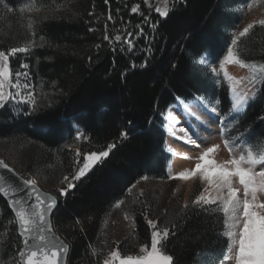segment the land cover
Instances as JSON below:
<instances>
[{
  "label": "trees",
  "instance_id": "16d2710c",
  "mask_svg": "<svg viewBox=\"0 0 264 264\" xmlns=\"http://www.w3.org/2000/svg\"><path fill=\"white\" fill-rule=\"evenodd\" d=\"M19 1L6 3L14 10ZM36 1L52 10L53 17L37 25L36 40L44 46L32 51L24 62L30 65L31 83L36 89L43 86L46 102L35 112L25 104L0 109V144L14 152L24 172L36 174L47 183L53 177L57 182L51 185L62 188L65 184L59 182L63 177L75 174L74 148L85 153L98 152L106 150L109 143H116L108 158L85 178L74 181L77 186L66 197L57 195L59 207L53 216V228L71 244L68 264H95L102 252L101 231L113 204L119 199L129 200L127 189L137 182L167 179L170 156L165 152L161 113L177 97L190 101L193 96L218 102L221 113L228 110L227 84L217 81L196 60L204 54L210 55L214 64L224 58L231 33L242 21L238 9L250 0H187L186 6H178L168 18L149 10L143 0H109L107 4L104 0ZM136 3L141 5L148 23H144L145 16L130 11ZM69 5H73V12L61 16L57 9ZM109 12L115 25L107 20ZM14 15L0 7V48L28 42L29 34ZM157 22L153 32L149 25ZM105 23L110 37L122 26L133 33L136 46L131 52L122 42L109 44L103 40ZM136 25L154 37L150 42L151 55L145 51L149 41L136 37ZM90 28L95 31H89ZM121 48L125 50L122 52ZM238 53L245 61L264 64V27L256 28L241 40ZM145 59L149 61L148 67L140 68ZM10 61L15 66L20 62V54L10 57ZM133 63L137 67L133 68ZM262 115L264 98L250 104L240 121L251 128V138H264V120L259 119ZM74 125L81 127L89 139L75 140ZM122 131L128 132L127 139H120ZM70 147L73 149L69 150ZM143 176L148 179H141ZM179 201L165 203L163 207L161 200L145 194L139 196L131 241L139 246L150 243V230L143 217V212L148 211L149 218H159L162 224L179 223L176 236L169 237L167 249L179 258L180 264H220L227 249L223 216L206 218V213L191 209L182 213ZM145 205L149 207L146 209ZM12 215L0 196V225ZM181 217L186 222H181ZM76 219H80L83 233L75 225ZM0 235L6 236V248H19L15 224L6 233L0 231ZM127 242L119 248L124 250ZM90 246L97 249L96 255H92Z\"/></svg>",
  "mask_w": 264,
  "mask_h": 264
},
{
  "label": "snow or ice",
  "instance_id": "6c2138e0",
  "mask_svg": "<svg viewBox=\"0 0 264 264\" xmlns=\"http://www.w3.org/2000/svg\"><path fill=\"white\" fill-rule=\"evenodd\" d=\"M104 2L107 4L109 0H104ZM251 2L254 3L255 0ZM143 3L148 6L149 10L158 13L160 17L168 18L170 13L175 14L178 6H186L187 0H162V4L157 3L155 6L150 0H143ZM250 6L251 3L246 5V7ZM0 7L8 13L13 12V8L6 3V0H0ZM25 10L39 12L41 8L30 0L19 9L21 13ZM130 11L145 16L139 3L134 4ZM89 15L93 13L90 12ZM107 20L115 25L111 12ZM144 23H148L146 16ZM256 24L264 27V19L249 23L242 30L233 33L226 56L222 61L216 62L218 67L214 66L207 54L197 58V63L212 75L220 77L223 73V78L231 82L228 85L229 108L223 115L218 112L216 107L218 102L214 100L205 102L207 98L193 96L189 101L187 98L177 97L176 108L179 109L180 114H186V118L191 119L186 127L180 128L182 135L178 136L177 126L181 124V120L173 114L174 110L168 108L161 113L164 117L162 126L169 134L182 141L184 145H191L198 150L194 157L196 161L194 168H187L175 175L170 174L168 177L170 180L184 181L199 177L203 182L202 190L191 201V205L187 200L183 202L181 212L185 213V210L190 209L199 210L207 214L206 218L222 215L225 227L223 234L229 241L224 259L234 260L235 264H264V200L259 199L260 196H264V138H250L251 128L244 127L240 123L247 115L250 104L257 99L264 98V93H261V89H264V64L259 65V75H257V62L245 61L235 51L241 38L248 36ZM149 26L155 32L158 22L151 23ZM28 27L31 28L32 24L30 23ZM136 27L139 29L136 37H144L149 41V47L145 51L151 55L150 42L154 37L146 35L144 28L140 25ZM89 31H95V29L90 28ZM40 39L43 41L44 37L41 36ZM103 40L108 41L109 44L113 41L122 42L129 52L136 46L133 33L126 26L116 29V34L110 37L108 24L105 23ZM36 46L35 40H31L21 46L0 48V109H5L6 105L25 104L31 106L32 112L37 110V94L35 86L31 83L30 65L24 62ZM43 46V44L39 45V47ZM96 47L99 48L100 45ZM112 50L115 51L116 48L113 47ZM124 50V48L120 49L122 52ZM18 54H20V62L14 66L10 57L16 58ZM88 59L91 60V57ZM148 64L149 61L145 59L139 67L147 68ZM226 64H239L243 68L251 67L253 74L245 83L243 79L230 76L225 67ZM132 67L135 68L137 65L133 63ZM240 84H244V87L237 90V85ZM209 104L213 106L209 107ZM13 110L18 111V109ZM202 115H207L213 124L220 125L219 135L223 137L222 143L229 154L237 149L241 154L222 162L217 161L215 155L220 150L221 144L211 143L209 139L201 135V130L208 131L207 122L201 119ZM259 119L264 120V115ZM128 135L127 131H122L120 139H127ZM81 138L89 139L84 132L77 129L75 140L80 141ZM114 148H116V143H109L106 150L86 153L84 162L76 168L75 174L71 178L68 175L63 177L62 183L65 187L58 189L59 197H66L71 189L76 188L74 181L78 182L85 177L95 165L108 158ZM168 151L170 156H176V152L171 148ZM80 156L81 153L77 151V165H80ZM183 158L192 159L187 156ZM258 165L261 166L259 170H257ZM166 167H171V161ZM0 170H2L0 171V196L7 200L13 212L12 217L0 225V231L6 233L15 224V232L20 244L14 253L8 250L0 252V264H68L72 251L71 244L56 235L53 230L52 214L58 207V196L42 191L37 186L35 178H25L3 159H0ZM141 179L147 180L148 177L143 176ZM135 187L136 184L131 185L127 192L131 194ZM141 195H143L142 192ZM124 203L123 199H119L112 207L120 208ZM148 207L145 205L146 209ZM143 217L150 230V243L141 245L137 255H122L117 243L116 248L102 260V264H180L179 258L169 254L167 249L169 237L170 235L176 236L179 223H173L170 226L166 222L162 224L159 218H149L148 211L143 212ZM124 218L125 220L131 219L132 223H135L134 217H129L127 213L124 214ZM181 222H186V220L181 217ZM75 225L80 226V232L83 233L84 229L80 219L75 220ZM0 248H6V245L0 243ZM89 250L92 255L97 254L95 247L90 246ZM5 257H11V259L5 260ZM197 264H204V262L197 261Z\"/></svg>",
  "mask_w": 264,
  "mask_h": 264
},
{
  "label": "rangeland",
  "instance_id": "374dc122",
  "mask_svg": "<svg viewBox=\"0 0 264 264\" xmlns=\"http://www.w3.org/2000/svg\"><path fill=\"white\" fill-rule=\"evenodd\" d=\"M30 0H20L16 6V9L13 10V14H15V18L18 20V23H21L23 28L25 29L26 33L29 34V39L28 41L35 40V44L37 45L32 49V51L36 50L40 42L36 40V27L39 23L46 21L48 19H51L53 17V11L50 9H46L42 6H40L36 0H31L32 3L37 4L40 6L41 10L39 12L33 10L32 12H28L25 10L23 13L19 11L21 7H23L25 4L29 3ZM151 3L155 6L157 3L162 4V0H150ZM251 3L250 7H246ZM73 5L67 6L65 9L59 8L57 9L58 13L63 16L66 14L69 15V13L73 12ZM238 12L240 13L242 17L241 24L238 26V28L231 33V36L233 35L234 32H238L242 30L247 24L253 23L255 21H258L259 19H264V0H255L254 3L251 2V0L240 7L238 9ZM57 14V13H55ZM45 17H47L45 19ZM32 24V27L29 28L28 25ZM261 27L259 24H256L255 27L250 31L248 36L255 30L256 28ZM243 37L241 40L247 38ZM139 38V37H138ZM238 42L235 51L238 53L240 42ZM231 43L228 45V48L230 47ZM227 48V50H228ZM227 54V51H226ZM208 55V54H207ZM226 56V55H225ZM208 57L211 59L210 55ZM240 57V56H239ZM223 60V59H222ZM221 60V61H222ZM197 62V60H196ZM199 64V63H198ZM259 65L257 64V75H259ZM214 66L218 67V64H214ZM228 74L232 77H235L236 79H243L246 83L247 79L251 77L253 74V69L251 67L249 68H243L239 64H226L225 65ZM237 73V74H236ZM214 76V75H213ZM217 81L221 82L222 80L225 81L227 86L229 85V81H226L223 78V73H221L220 77L214 76ZM245 78V79H244ZM244 87V84L237 85V90H240ZM35 92L37 94V101H38V107H41L45 104L46 102V93L43 90V86H39L37 89L35 87ZM191 101V100H190ZM205 102H208L206 100ZM177 100L174 104L169 106L168 108H172L174 110L173 114L177 115V117L181 120V124L177 126V135H182L180 132L181 127H186L188 123V118H186V114H180L179 109L176 108ZM212 104H209V107H212ZM218 112L221 113L219 109V105L216 104ZM167 108V109H168ZM208 119V131H203L201 130V135L211 141V143H220L221 148L215 155V158L217 161L222 162L226 159L232 158L234 155L241 154L240 150L237 149L235 152L232 154H229L228 150L224 147L222 143L223 137L219 135V130H220V125L218 124H213L212 121L208 118L207 115H204ZM160 118L162 120V125L164 123V117L160 115ZM204 118V117H203ZM187 119V122H186ZM163 130L166 134V141H165V152L170 156V153L168 151L169 148H171L173 151L176 152V156L172 157L170 156V161H171V167L166 168V173H167V179L165 180H155L153 182H147V181H141L136 184V187L132 189L131 194L128 193L130 199L125 200V203L121 205L120 208H113L112 212L109 214L107 217L103 228H102V233H103V242L101 245V254L98 255L95 258L96 263L95 264H102V260L104 258H107L108 254L110 251L114 250L117 246V243L119 246L124 243L125 241H128L127 244L125 245V249L121 250L122 255H137L139 254V249L141 245L139 246L138 244H134L131 241V238L134 236V230H135V223H132V220H125L124 214L127 213L129 217H134V208L137 203V198L141 196V192L143 195H149L156 200H161V203L163 202V207L166 203L169 205L172 204H178V200L181 199L180 205L181 208L183 206V202L187 200L189 204L191 205V201L195 198L196 195L199 194V192L203 188V182L200 180L199 177H194L190 180L184 181V180H175L172 179L170 180L168 177L169 175H175L176 173L183 171L187 168H194L195 166V159L194 157L197 155V151L193 146L191 145H184L182 141L177 140L173 136L169 134V132L166 130L165 127H163ZM74 139L77 134V129L80 131L84 132V130L77 126L74 125ZM251 138V137H250ZM80 141H83V138H81ZM7 145L6 144H0V159H3L6 163H8L12 168H14L20 175L24 176L25 178L32 177L37 180V186H39L41 189H43L46 192L58 195V189L59 187H54L51 184L57 182L55 178L51 177L48 178L50 183L44 182L38 175L33 174V173H27L24 172L21 167L17 164L15 154L14 152L7 151ZM210 146V145H209ZM203 147V145H202ZM73 148H69V150H72ZM75 152L79 151L81 153L80 156V165L76 164L75 170L77 167L81 166L82 163L84 162V155L89 152H82L79 148H74ZM192 157V159H184L183 157ZM102 163V162H100ZM98 163L97 165H99ZM95 165L94 167H96ZM93 167V168H94ZM261 166H257V170H259ZM92 171V170H91ZM89 171V173L91 172ZM75 173V171H74ZM88 173V174H89ZM60 181L59 183H61ZM259 199L264 200V196H260ZM177 201V202H176ZM162 207V206H161ZM162 207V208H163ZM55 230V229H54ZM56 231V230H55ZM225 231V227L223 228V233ZM56 233L62 237L57 231ZM224 238L227 240V245L229 243L228 238L223 234ZM63 238V237H62ZM64 239V238H63ZM65 240V239H64ZM66 241V240H65ZM106 241V243H105ZM6 242V236L5 235H0V243ZM67 242V241H66ZM12 251L13 253L16 251L14 249H9V248H0V252L4 251ZM227 250V249H226ZM11 257H5V260H10ZM220 264H235L234 260H228L226 261L225 259L220 263Z\"/></svg>",
  "mask_w": 264,
  "mask_h": 264
},
{
  "label": "water",
  "instance_id": "95a60500",
  "mask_svg": "<svg viewBox=\"0 0 264 264\" xmlns=\"http://www.w3.org/2000/svg\"><path fill=\"white\" fill-rule=\"evenodd\" d=\"M0 171H2V170H0ZM88 173H89V172H88ZM88 173H87V175H88ZM87 175H86V176H87ZM86 176H85V177H86ZM85 177H83V178H85ZM83 178H82V179H83ZM38 187H39V186H38ZM39 188H40V187H39ZM40 189H41V188H40ZM41 190L44 191L43 189H41ZM44 192H46V191H44ZM47 193H49V192H47ZM51 194H52V193H51ZM2 197H3V196H2ZM3 198H4V197H3ZM4 199H5V198H4ZM5 201L7 202L6 199H5ZM7 203H8V202H7ZM58 207H59V204H58ZM58 207H57V209H58ZM57 209L54 210V212H53V214H52L53 216H54L55 212L57 211ZM10 210H11V208H10ZM11 211H12V210H11ZM12 213H13V212H12ZM53 230H54V228H53ZM54 231H55V230H54ZM55 233H56V231H55ZM56 235H58V234L56 233ZM58 236H59V235H58ZM61 238H62V237H61Z\"/></svg>",
  "mask_w": 264,
  "mask_h": 264
},
{
  "label": "bare ground",
  "instance_id": "6f19581e",
  "mask_svg": "<svg viewBox=\"0 0 264 264\" xmlns=\"http://www.w3.org/2000/svg\"><path fill=\"white\" fill-rule=\"evenodd\" d=\"M237 74V73H236ZM235 78V77H234ZM245 79V78H244ZM204 117V118H203ZM201 119L202 120H205L207 123H208V119L204 116V115H202L201 116ZM191 122V119L190 118H188V123H190Z\"/></svg>",
  "mask_w": 264,
  "mask_h": 264
}]
</instances>
